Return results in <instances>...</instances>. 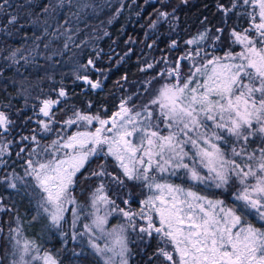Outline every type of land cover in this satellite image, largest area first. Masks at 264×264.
<instances>
[{"label": "snow or ice", "instance_id": "obj_1", "mask_svg": "<svg viewBox=\"0 0 264 264\" xmlns=\"http://www.w3.org/2000/svg\"><path fill=\"white\" fill-rule=\"evenodd\" d=\"M71 2H49L41 12L54 17ZM160 2L162 8L169 6L167 0ZM180 3L187 5L189 0ZM6 5L10 7L9 0L0 3V17L3 30L11 36L9 26L19 24L20 13L5 15ZM215 7L221 15L219 24L203 17L202 30L184 41L193 48L186 47L175 60L162 57L141 68L146 72L164 64L142 82L146 85L144 100L136 102L139 91L122 97L111 115L103 106L93 113L91 101L83 110L71 104L76 93L63 79L58 88L51 89V95L36 98L38 110L32 106L33 116L47 119L34 120L24 108L14 110L10 97L0 99V171L4 173L0 186L34 197L36 215L32 220L46 218V226L60 230L65 244L66 205H73L70 238L80 242L79 252L72 249L74 257L92 254L98 258L97 264H130L134 255L141 256L140 264H264V0H216ZM156 12L157 20L148 25L150 29H156L160 21L173 26L179 19L175 7ZM75 15L79 17V13ZM233 15L237 23L229 25ZM241 18L247 26H241ZM30 22L35 25L38 20ZM47 23L45 20L43 35H48ZM177 46L175 39L167 45L170 50ZM234 46H239V51ZM219 50L222 55L216 54ZM23 51L20 47L9 49L3 57L10 62L7 66L19 65L20 60L34 65L35 58ZM100 55L98 51L96 59L77 65L73 84L82 81L92 90L103 87L102 70L96 67ZM89 69L98 74L96 79L91 78ZM81 70L86 74L81 75ZM16 73L20 74L19 67ZM121 79L126 81L127 76ZM154 82L159 86L152 87ZM14 83L23 85L24 81ZM25 92L22 87L17 89L18 95ZM57 110L71 114L57 121ZM32 123L37 127L29 129ZM58 123L62 127L56 130ZM73 127L77 130L69 133ZM54 130L55 138L42 142ZM13 132L18 140L7 139ZM13 145L19 148L15 152L18 158L27 153L23 176L14 167L7 171L9 160L5 157H11ZM101 157L105 162L92 168L93 160ZM172 177L182 182H171ZM77 187L89 188V212H84L73 194ZM201 187L222 190L233 203L228 206L224 199L203 195L196 190ZM137 188L149 194L139 199L134 191ZM12 211L0 197V212ZM114 215L124 222L109 226ZM82 217L89 222L82 223L80 230L77 223ZM12 219L16 227L9 226L4 236L0 264H62L59 250L54 255L23 237L19 216ZM3 232L0 227V234ZM129 233L135 234V240ZM153 240L156 247L149 252ZM137 243L143 245L138 251L130 247Z\"/></svg>", "mask_w": 264, "mask_h": 264}, {"label": "trees", "instance_id": "obj_2", "mask_svg": "<svg viewBox=\"0 0 264 264\" xmlns=\"http://www.w3.org/2000/svg\"><path fill=\"white\" fill-rule=\"evenodd\" d=\"M2 2L3 0H0V3ZM49 2L54 3L55 0H9L10 7L5 6L4 14H16L18 11L20 13L19 24L15 28L9 26V30L12 31L11 36L3 30V18L0 17V68H3L2 73H0V99L10 97L13 109L24 108V112L29 116H33V105L38 110L39 101L36 98L43 99L51 95V89L58 88L60 86L58 82L62 79L64 84L76 93L69 102L82 110L91 101L94 105L91 109L93 113L97 108L103 106L107 115H110L116 110V105L122 97L139 91L141 95L139 100H136L138 103L146 98L143 95L146 85L142 82L155 75L156 71L164 67V64H158L157 68L146 72L140 71L141 68L147 63L160 61L162 57L175 60L183 54L186 47L193 48L192 45L186 46L184 41L202 30L200 20L203 17H209L212 24H219L221 21V15L215 7L216 0H189L187 5L181 4L180 0H167L169 5L167 8H162L160 0H72L71 4L66 3L54 17L41 12L42 6ZM222 2L227 3V0H222ZM29 3L32 5L30 8L19 7ZM85 3L90 6L84 8ZM172 7L177 9L176 16L179 17L173 26L160 21L156 29L148 27L152 21L157 20L156 10L171 11ZM25 12L30 13V15H25ZM76 13H79V17L75 15ZM32 20H38V23L33 25L30 22ZM45 20L48 22V35H43ZM236 23L237 17L231 16L228 24L234 25ZM240 24L247 26L246 19L241 18ZM105 32L108 35H105ZM145 33L148 35L146 36ZM34 36H41L42 40L34 42ZM69 36H71L70 40L68 39ZM173 39L177 40L178 46L176 49L170 50L167 45ZM154 41L155 43H153ZM66 42L67 48L64 47ZM37 44L39 47H36ZM45 44H48L47 49L44 47ZM148 45H152V47L150 48ZM18 47L24 49L23 55L29 56L31 54L30 58H35L34 65L25 64L23 60H20L19 65L7 66V63L10 62H5L3 57L8 55L9 49L14 50ZM234 47L236 51H239V46ZM98 51L101 52V55L97 60V68L102 70L99 78L103 81V87L92 90L84 86L82 81L73 84L74 70L77 65L86 63L89 58L96 59ZM125 53L128 55L125 56ZM216 54L222 55L223 50L217 51ZM49 56L52 57L51 60L48 59ZM122 57L123 59H121ZM19 59L18 54L17 60ZM57 61L58 63H55ZM17 67H19L20 74L16 73ZM87 72L91 74L92 79L97 78L98 74L93 70L89 69ZM80 74H86L85 70H81ZM125 75L127 76L126 81L121 79ZM49 76L54 79L50 80ZM21 80L24 81L23 85L14 83V81L19 82ZM158 86L159 82H154L152 85V87ZM21 87L26 89V92L23 95H18L17 89ZM25 97H27V107H25ZM53 98L55 97L53 96ZM70 114L68 111L57 110L55 119L62 121ZM12 118L16 119L15 115ZM33 119L47 118L33 116ZM35 127H37L35 123L28 125L29 129ZM61 127L62 125L59 123L54 125L56 130ZM76 130L77 128L73 127L68 129V132ZM24 134L27 135L28 132L25 131ZM55 136L56 131L54 130L47 135L46 141L42 142H48ZM18 138L16 132L7 137V139L17 140ZM11 147V157H5L9 160L7 171L10 172L14 167L16 172L23 176L24 160L28 158L27 153L22 154V158H18L15 155V152L19 150L18 146L13 145ZM104 162L103 157L94 159L91 167L95 168L97 164ZM106 163L109 170L112 171L111 158H108ZM2 174H4L3 171H0V175ZM170 179L174 183L182 182L175 177ZM196 190L211 198L224 199L228 206L233 203L231 196L228 193H222V190L203 189L202 187ZM134 191L139 199H143L145 195L149 194L147 191L141 193L139 188ZM73 194L77 200L89 201V188L77 187ZM0 197H3L7 206L13 209L9 213L0 212V227L4 229L3 234H0V254H2L3 246L6 245L4 236L8 234L9 226L16 227V222L12 219L16 215L20 218L26 237L43 244L54 255L59 250V259L62 264H97L98 258L92 254L78 258L73 256L72 249L79 252L80 242L70 238L72 229L68 215L65 217L66 222L63 226V231L68 233V242L65 244L64 237L60 235V230L46 226L48 224L46 218L32 220V217L36 215L34 197L23 196L18 194L17 190L6 186H0ZM138 206V204L133 205L134 208H138ZM116 217L118 216L115 215ZM129 235L132 240H135L134 233H129ZM150 243L149 252L156 247L155 240ZM130 247L138 251L143 245L139 243L130 244ZM140 259L141 256L134 255L130 258V264H140ZM36 264H42V262L38 261Z\"/></svg>", "mask_w": 264, "mask_h": 264}, {"label": "rangeland", "instance_id": "obj_3", "mask_svg": "<svg viewBox=\"0 0 264 264\" xmlns=\"http://www.w3.org/2000/svg\"><path fill=\"white\" fill-rule=\"evenodd\" d=\"M97 63H96V67H97ZM78 202L83 206V210H84V212H89L91 209H90V206H89V201L88 202H85V201H80V200H78ZM66 207L69 209V211L68 212H66L65 213V217L68 215L69 217H70V225H71V221H72V213H71V209H72V207H74L73 205H66ZM116 216H118V215H116ZM89 221L87 220V219H83V217H82V220H81V222H78L77 223V229H80V230H82V227H81V224L82 223H88ZM122 222H124L123 221V218L122 217H120V216H118V217H116L115 218V215L113 216V217H110V219H109V226H111V225H114V224H117V223H122ZM23 237H25V238H27V239H30V238H28V237H26V235L24 234V232H23ZM31 240V239H30ZM35 241V240H34ZM38 245H40L41 247H42V249H44V250H48L47 248H45L44 246H43V244H39V242H37V241H35ZM49 251V250H48Z\"/></svg>", "mask_w": 264, "mask_h": 264}, {"label": "flooded vegetation", "instance_id": "obj_4", "mask_svg": "<svg viewBox=\"0 0 264 264\" xmlns=\"http://www.w3.org/2000/svg\"><path fill=\"white\" fill-rule=\"evenodd\" d=\"M115 111V110H114ZM110 115H111V113H110Z\"/></svg>", "mask_w": 264, "mask_h": 264}]
</instances>
